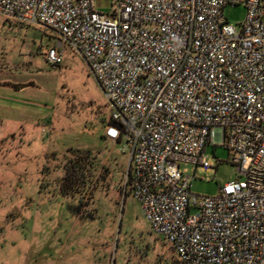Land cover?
<instances>
[{"label": "built area", "instance_id": "obj_1", "mask_svg": "<svg viewBox=\"0 0 264 264\" xmlns=\"http://www.w3.org/2000/svg\"><path fill=\"white\" fill-rule=\"evenodd\" d=\"M0 0V16L48 31L42 52L79 55L111 111L104 138L128 151L130 196L178 264H264V0ZM242 7L238 27L224 17ZM223 148L235 180L192 194ZM218 164V162H217ZM217 167V166H216Z\"/></svg>", "mask_w": 264, "mask_h": 264}, {"label": "rangeland", "instance_id": "obj_2", "mask_svg": "<svg viewBox=\"0 0 264 264\" xmlns=\"http://www.w3.org/2000/svg\"><path fill=\"white\" fill-rule=\"evenodd\" d=\"M114 7L93 3L107 15ZM223 13L234 27L245 18L242 7ZM50 39L0 16V264H178L129 194L128 151L103 139L111 111L99 84L66 47L61 65H47ZM69 149L94 157L86 195L60 190ZM204 155L213 170L180 171L195 177L192 194L212 197L237 173L227 150Z\"/></svg>", "mask_w": 264, "mask_h": 264}, {"label": "trees", "instance_id": "obj_3", "mask_svg": "<svg viewBox=\"0 0 264 264\" xmlns=\"http://www.w3.org/2000/svg\"><path fill=\"white\" fill-rule=\"evenodd\" d=\"M104 140H106L103 137ZM69 157L64 167V177L59 182V187L65 196L75 197L88 193L91 173L94 170V157L90 151H79L69 149ZM87 188V189H86ZM81 194V195H80ZM129 195L125 193V197ZM177 264V263H176Z\"/></svg>", "mask_w": 264, "mask_h": 264}]
</instances>
